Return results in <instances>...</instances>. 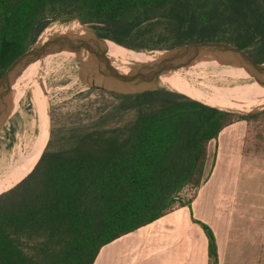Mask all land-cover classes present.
I'll use <instances>...</instances> for the list:
<instances>
[{
  "label": "trees",
  "instance_id": "1",
  "mask_svg": "<svg viewBox=\"0 0 264 264\" xmlns=\"http://www.w3.org/2000/svg\"><path fill=\"white\" fill-rule=\"evenodd\" d=\"M67 15L136 51L216 41L264 63V0H0V78ZM111 96L105 112L51 137L34 169L0 195V264H94L107 244L191 209L209 144L226 127L264 124V110L236 114L165 88ZM188 188L193 197L182 198ZM192 219L217 264L213 232Z\"/></svg>",
  "mask_w": 264,
  "mask_h": 264
},
{
  "label": "crops",
  "instance_id": "2",
  "mask_svg": "<svg viewBox=\"0 0 264 264\" xmlns=\"http://www.w3.org/2000/svg\"><path fill=\"white\" fill-rule=\"evenodd\" d=\"M248 122L210 142L207 180L191 209L181 207L104 246L94 264H210V227L217 264H264V153L246 152ZM211 171V172H210Z\"/></svg>",
  "mask_w": 264,
  "mask_h": 264
},
{
  "label": "rangeland",
  "instance_id": "3",
  "mask_svg": "<svg viewBox=\"0 0 264 264\" xmlns=\"http://www.w3.org/2000/svg\"><path fill=\"white\" fill-rule=\"evenodd\" d=\"M73 25L74 23L70 21L57 20L52 22L39 37L36 44L65 32L67 29L72 28ZM161 51L163 50H144L142 52L158 58L161 55ZM112 59L121 71L132 70V66H127L126 62ZM210 65L203 69H192V66H190L179 69L172 74L189 81V85L193 90L195 89L199 93L202 92L211 100H215L214 102L217 105L213 104V106L218 109L236 114H248L264 110V97L249 100L243 111L229 108L221 98V95L217 93L232 96L234 95V90L243 88L246 83L220 70L228 69L227 66L218 62ZM92 68L93 66L89 63L87 57H78L75 54H57L47 56L34 64L23 80L15 82L13 86L15 91L13 109L0 130V178L26 161L35 139L41 132L39 127L40 106L38 97L41 99V112H44L47 116V131L42 151L51 137L57 139L61 132H65L75 122H90V120L105 112L110 105L115 103V99L110 93L93 87L104 85L108 89L113 88L102 77H95L93 82L92 74H89ZM158 88H165L180 93L162 81H160ZM246 130V152L252 150L256 154L261 155L264 153V124L260 121L251 122ZM8 160L10 161V166L4 171L3 165ZM193 194L194 190L188 188L181 194V197L191 199Z\"/></svg>",
  "mask_w": 264,
  "mask_h": 264
},
{
  "label": "water",
  "instance_id": "4",
  "mask_svg": "<svg viewBox=\"0 0 264 264\" xmlns=\"http://www.w3.org/2000/svg\"><path fill=\"white\" fill-rule=\"evenodd\" d=\"M61 21L73 22L72 27L77 29L69 28L40 44L36 42L18 57L0 78V130L13 109L15 82L30 66L47 55L64 49L73 51L78 57H87L93 66L89 73L92 74L93 82L95 77H102L113 88L108 89L104 85L93 87L115 95H134L155 90L159 87L163 75L205 61L243 68L264 87V63L256 62L247 52L232 44L216 41L186 44L161 51V55L151 62H127V66H132V70L123 72L109 56L107 43L112 42L128 51H142L128 49L100 37L92 27L81 23L75 16H64Z\"/></svg>",
  "mask_w": 264,
  "mask_h": 264
},
{
  "label": "bare ground",
  "instance_id": "5",
  "mask_svg": "<svg viewBox=\"0 0 264 264\" xmlns=\"http://www.w3.org/2000/svg\"><path fill=\"white\" fill-rule=\"evenodd\" d=\"M107 48H108L109 56L111 58H114L116 60H120L126 63L127 62L147 63L155 59V56H150L149 54H146L143 52L137 53L133 51H128L120 46H117L116 44L112 42L107 43ZM57 54L73 55L74 52L71 50L64 49L62 51L51 53L47 56H54ZM215 62L216 61L200 62V63L193 65L191 68L192 69H199V68L203 69V68H207L211 66L210 64L215 63ZM32 66H30L27 70L24 71V73L18 79V82H20L21 80L25 78V76H27ZM227 67L228 69H220V70H222L225 74L233 76L236 79H241L246 83V85L243 86V88L234 90V93H233L234 95L232 96H225L219 92L217 93L221 95V98L224 100L225 104L229 108L243 111L249 100H253L254 98L264 97V87L260 86L245 69L231 67V66H227ZM161 81L169 85L176 91L183 93L189 97L201 100V102L203 101V103L205 104L209 103L208 105L210 106H213V104L217 105L214 102L215 100H211V98H208V96H206L202 92L201 94L197 92L195 89L194 91L192 87L189 85V81L185 79H181L180 77H177L173 74H167L161 77ZM38 104L40 106V118H39L40 125L39 127H40L41 132L39 133V136L35 139V142L28 154L26 161L20 166H17L11 169L9 173H7L4 177L0 178V194L11 189L15 185H17L19 182H21L33 170V168L38 162L40 154L42 153V147H43V143H44V139H45L46 131H47V126H46L47 116L45 115L44 112H41L40 97H38Z\"/></svg>",
  "mask_w": 264,
  "mask_h": 264
}]
</instances>
